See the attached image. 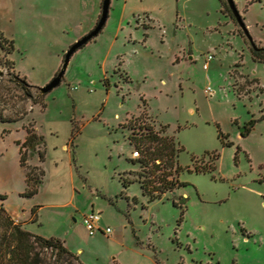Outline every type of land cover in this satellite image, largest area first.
<instances>
[{
	"label": "rangeland",
	"instance_id": "rangeland-1",
	"mask_svg": "<svg viewBox=\"0 0 264 264\" xmlns=\"http://www.w3.org/2000/svg\"><path fill=\"white\" fill-rule=\"evenodd\" d=\"M101 2L0 0V34L13 42L0 49V117L18 119L0 123V204L83 264H264V67L249 62V39L219 0H110L103 28L41 94L96 26ZM234 6L252 43L263 42L264 0ZM141 123L183 148L174 177L184 186L151 202L137 183L120 184L138 178L128 136ZM27 126L44 141L43 161L26 160L44 172L31 197L15 144ZM91 210L94 236L81 223ZM33 245L38 264H53V251Z\"/></svg>",
	"mask_w": 264,
	"mask_h": 264
},
{
	"label": "trees",
	"instance_id": "trees-1",
	"mask_svg": "<svg viewBox=\"0 0 264 264\" xmlns=\"http://www.w3.org/2000/svg\"><path fill=\"white\" fill-rule=\"evenodd\" d=\"M223 9L231 16L230 10L226 5L225 0H219ZM232 17V16H231ZM242 20V19H241ZM245 30V29H244ZM242 32V30H240ZM244 33V32H242ZM8 43L9 46H6ZM13 42L4 38L0 34V49L9 53L12 49ZM250 44V42H249ZM250 55L254 61L264 63V47L253 49L250 46ZM143 115L141 113L137 119ZM18 119L0 117L1 124L15 123ZM254 121H250L244 126L246 134L249 133ZM131 127V133L128 136L129 143L134 147L138 157L132 162L139 164L138 178L136 181L126 178L120 179V184L123 189H126L130 184L137 183L142 196H146L148 202L160 198L167 191H172L178 187L184 186V183L178 181V171L181 168L178 166L176 158L183 150L181 146L173 139L172 136L160 134L151 127L144 124H134ZM168 125L163 127L167 128ZM249 126V127H248ZM25 136L22 142L18 140L15 144L18 146V162L19 166L25 170V183L27 189L22 194L24 197H31L38 191L42 183L44 172L38 167H29L26 165V160L33 152L38 153L39 161H43L44 152L37 150V146L43 145V137L38 135L33 127L27 126L24 128ZM3 133L7 130L3 129ZM77 133V128L72 129V133ZM163 133V132H162ZM219 133V138L222 133ZM245 134L241 133V136ZM211 158L214 162L217 159L216 154H212ZM214 164H203L202 166H193L195 173H208L213 171ZM188 169V168H187ZM189 170V169H188ZM182 203L184 199L180 198ZM5 200V195L0 194V202ZM133 201L135 198L132 199ZM173 206L176 205L172 202ZM35 210L30 214L33 216ZM34 221V218L30 222ZM0 264H38L37 255L33 254L34 243L40 247L48 248L54 252L56 258L53 264H72V260L76 264H83L78 257L72 254L63 245V242L57 238H45L40 235L33 234L23 228L21 224H15L7 214L3 206L0 204ZM32 239V240H31ZM157 264V263H156Z\"/></svg>",
	"mask_w": 264,
	"mask_h": 264
},
{
	"label": "water",
	"instance_id": "water-1",
	"mask_svg": "<svg viewBox=\"0 0 264 264\" xmlns=\"http://www.w3.org/2000/svg\"><path fill=\"white\" fill-rule=\"evenodd\" d=\"M226 5L228 6L231 16L233 17V19L235 20V22L238 24V26L240 27V29L244 32V34L247 36V38L250 41V46L253 49H258L259 47H257L255 44L252 43V41L250 40V38L247 35L246 30H244V26L242 23V20L234 6V3L232 2V0H225ZM109 5H110V0H102L101 2V11H100V17L99 20L96 24V26L93 28V30H91L87 35H85L84 37H82L80 40L76 41L64 54L63 57V61L60 67V70L58 71V73L56 74L55 77H53V79L48 82L44 87L39 88V91L41 94H46L48 92H50L53 88L57 87L60 83L61 78L64 75V72L67 68L70 56L73 54V52H75V50H77L78 48H80L81 46H83L85 43H87L91 38L95 37L100 30L103 28L105 21L107 19V15H108V9H109Z\"/></svg>",
	"mask_w": 264,
	"mask_h": 264
},
{
	"label": "built area",
	"instance_id": "built-area-1",
	"mask_svg": "<svg viewBox=\"0 0 264 264\" xmlns=\"http://www.w3.org/2000/svg\"><path fill=\"white\" fill-rule=\"evenodd\" d=\"M238 0H232L233 3H235ZM212 59V55L211 54H207L204 58V63L202 65L203 69H207L208 67V63L209 61ZM206 91H208V88L206 89ZM134 156H137V152L135 151L133 153ZM99 220V215L93 211H90L89 213H86L82 216L81 219V223L83 224L85 230L87 231L89 236H93L95 235L96 232H102L99 228V226L97 225ZM106 233L110 232L109 228L105 229Z\"/></svg>",
	"mask_w": 264,
	"mask_h": 264
},
{
	"label": "crops",
	"instance_id": "crops-1",
	"mask_svg": "<svg viewBox=\"0 0 264 264\" xmlns=\"http://www.w3.org/2000/svg\"><path fill=\"white\" fill-rule=\"evenodd\" d=\"M235 4V3H234ZM144 29H145V27H144ZM146 36V35H145ZM257 45L259 44L260 46H257V47H264V41L263 42H261V41H257V43H256ZM247 50H248V59H249V62L250 63H253V65L254 64H259V65H261V66H263L264 67V63H260V62H257V61H254L253 59H252V57H251V55H250V45H248L247 46ZM243 51L241 50V52H238L237 53V55H238V57L240 58L239 60H240V62H241V64H240V62H238V63H236L235 65L236 66H239V64L240 65H242L243 64V59H244V54L242 53ZM191 58V57H190ZM191 60V59H190ZM235 66V67H236ZM235 73H237V74H240V75H244V73H240V72H238V70H236V72ZM246 76H248L251 80L252 79H254V80H256V81H258V79L256 78V77H254V76H251L250 74H245ZM259 82V81H258ZM92 211V210H91ZM17 219V218H16ZM19 220V219H18ZM99 221V220H98ZM28 222H30V221H28ZM97 225H98V223H97ZM24 229H25V227H24ZM26 230V229H25ZM94 236V235H93ZM43 237V236H42ZM45 238H47V237H45ZM50 238V237H49ZM64 245V244H63Z\"/></svg>",
	"mask_w": 264,
	"mask_h": 264
}]
</instances>
